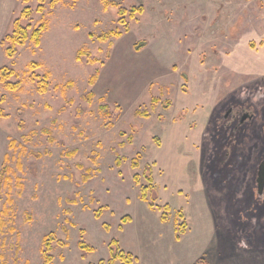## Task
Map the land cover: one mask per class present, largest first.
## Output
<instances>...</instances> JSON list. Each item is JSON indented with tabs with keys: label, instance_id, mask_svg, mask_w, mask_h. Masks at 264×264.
Masks as SVG:
<instances>
[{
	"label": "rangeland",
	"instance_id": "1",
	"mask_svg": "<svg viewBox=\"0 0 264 264\" xmlns=\"http://www.w3.org/2000/svg\"><path fill=\"white\" fill-rule=\"evenodd\" d=\"M51 1L0 0V264H264V0ZM17 19L45 29L8 58Z\"/></svg>",
	"mask_w": 264,
	"mask_h": 264
},
{
	"label": "trees",
	"instance_id": "2",
	"mask_svg": "<svg viewBox=\"0 0 264 264\" xmlns=\"http://www.w3.org/2000/svg\"><path fill=\"white\" fill-rule=\"evenodd\" d=\"M24 1L27 2V0H24ZM59 1L60 0H52L50 2V5L52 7H54ZM72 1L75 2L76 0H72ZM103 5H104L103 8L106 9L107 6L110 5V3L108 1L103 0ZM41 9H42V5L40 4L38 7V11H40ZM29 13H30V9L28 7H25L23 9V11L21 12V15H23L25 17V16H28ZM127 13L130 17H134V15L136 13H142V8L141 7H138V8L132 7L128 11L125 8H119V10H118V14H119V16H121V18ZM118 21L123 22V19H119ZM44 29H45V27L42 24L37 28H33L30 35L28 36L26 28H24L20 25L18 19L15 20L13 23V30H12L11 34L5 38V40L9 43V46L5 49L6 56L8 58H13L15 56V54L17 53V47L24 45V43L27 39L31 40L35 47L39 46L40 36H41V33L44 31ZM103 38H104L103 40H106V37H103ZM1 44L5 45V41L3 40L1 42ZM144 44H145V41H140L139 43L136 44L135 49L139 50V46H142ZM82 55H85L88 57V63H94V60L92 58H90V52L89 51L79 50L77 57H76L77 60H80ZM33 64H34V66H38V64H36V63H33ZM13 74H15V73L12 70L8 71L5 67L0 68V82L8 90H17L18 86H19L18 83H14V84L13 83H7V75H13ZM49 76H50V74L48 72H46L42 76L34 75V74L31 75V78L33 80H37V87L36 88H37V91L39 93H43L46 91V89L49 85V81H48ZM97 77H98V72H95L92 76H90V78L88 80V84L90 86L94 85L96 80H97ZM183 78L184 79L187 78L185 74H183ZM73 85H74L73 81H67L62 87L55 85L54 89L57 90L58 88H61L62 91L63 90H69V89L73 88ZM93 97H94V94L92 92H89V93L81 96V99L86 100L88 102H91ZM151 101L153 103H156V102H158V99L152 98ZM163 107L165 109H167L169 107L168 103H166V102L163 103ZM63 109H64V107L61 108V110H63ZM99 110L104 117H106V118L110 117L111 113H110V110L108 109L107 105L101 104L99 106ZM135 114L138 116L144 117V118H147L149 115V113L147 111H142V112L137 111ZM110 126H112V125H110ZM129 140L131 141L130 137H129ZM116 164L118 166L120 165L119 159L116 160ZM135 166H136V161H133V167H135ZM148 172H149V170H148ZM149 173H147V174H149ZM88 178L89 177L84 176L82 179H83V181H87ZM147 179L149 181L151 180L149 175H147ZM141 191H142V199L145 200L144 188H142ZM165 208L167 209L168 207L166 206ZM163 219H165V216L163 217ZM79 246L83 250L92 251V248L87 247L83 242H80ZM115 251H116V249H114L113 246L110 247V252H112V257H115ZM119 255H120V258L123 260V264H130V259L128 258V255H125L121 252H119V254L117 256H119ZM100 264H104V262H100ZM108 264H113V262L110 260Z\"/></svg>",
	"mask_w": 264,
	"mask_h": 264
},
{
	"label": "flooded vegetation",
	"instance_id": "3",
	"mask_svg": "<svg viewBox=\"0 0 264 264\" xmlns=\"http://www.w3.org/2000/svg\"><path fill=\"white\" fill-rule=\"evenodd\" d=\"M254 118H255V113L252 112L251 110L246 109L245 107L228 106L222 112V119L226 122L225 125L227 126L233 124L232 127L233 131H237L242 126L248 125L250 122L253 121ZM255 192H256V177H255Z\"/></svg>",
	"mask_w": 264,
	"mask_h": 264
},
{
	"label": "water",
	"instance_id": "4",
	"mask_svg": "<svg viewBox=\"0 0 264 264\" xmlns=\"http://www.w3.org/2000/svg\"><path fill=\"white\" fill-rule=\"evenodd\" d=\"M256 192L259 196L264 195V159L261 160L257 167Z\"/></svg>",
	"mask_w": 264,
	"mask_h": 264
}]
</instances>
